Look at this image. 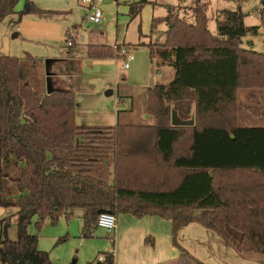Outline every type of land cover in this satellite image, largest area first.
Instances as JSON below:
<instances>
[{
    "label": "trees",
    "instance_id": "trees-1",
    "mask_svg": "<svg viewBox=\"0 0 264 264\" xmlns=\"http://www.w3.org/2000/svg\"><path fill=\"white\" fill-rule=\"evenodd\" d=\"M19 1L0 0V23ZM146 2L130 4V14L140 15ZM261 5L264 25V0ZM174 9L153 19V26L163 21L168 28L164 42L149 46L151 56L175 69L169 84L148 89L153 124L126 122L119 112L114 126L78 125L73 91L42 94L26 60L0 50V207L16 209L0 219L2 264H51L38 234L29 232L33 220L41 227L81 211L89 236L100 209L170 218L183 253L179 230L199 222L238 253L264 257V178L241 175L264 173V123L238 103L241 87H264V54L242 47L243 37L259 27L247 26L238 7L220 12L213 35L208 3L195 0L193 22ZM55 12L25 0L20 13ZM87 53L115 55L102 45ZM173 111L194 124L172 125ZM109 165L112 181L104 169ZM14 217L16 239L9 236ZM102 254L104 261L95 264H116L114 251Z\"/></svg>",
    "mask_w": 264,
    "mask_h": 264
},
{
    "label": "rangeland",
    "instance_id": "rangeland-1",
    "mask_svg": "<svg viewBox=\"0 0 264 264\" xmlns=\"http://www.w3.org/2000/svg\"><path fill=\"white\" fill-rule=\"evenodd\" d=\"M141 1L92 0L103 12L102 21L94 24L87 19L91 6L82 0H40V4L36 3L40 8L56 11L48 15L21 14L25 0H20L16 12L0 23V50L5 55L26 60L32 67L34 84L42 94L47 92V62L52 60L49 71L55 87L75 93L78 125L114 126L119 112L126 122L150 123L144 116L148 89L169 84L175 72L172 67L171 74L161 65L158 56H151L149 46L164 42L168 28L163 21L153 26V19H163L169 15V6H175L176 16L193 22L190 7L195 0H148L140 15L133 17L130 4ZM203 2L209 5V28L214 34H218L217 11L238 9L232 0ZM260 9L261 0L243 3V12L248 13L246 25L259 27L257 34L248 33L243 37V47L264 53ZM71 35L77 37L73 38V46L68 45ZM92 45L109 46L115 55L93 57L87 53ZM124 49L128 56L135 57L127 69L128 56L121 54ZM109 91L113 93L107 94ZM104 169L108 168L105 166ZM15 210L8 208L7 215ZM29 232L38 234V247L49 252L51 264H95L103 252L114 251V234L109 235L98 227L94 234L83 235L81 211L71 218L62 216L57 223L46 219L41 227L34 219ZM9 236L12 239L17 237L14 218Z\"/></svg>",
    "mask_w": 264,
    "mask_h": 264
},
{
    "label": "crops",
    "instance_id": "crops-1",
    "mask_svg": "<svg viewBox=\"0 0 264 264\" xmlns=\"http://www.w3.org/2000/svg\"><path fill=\"white\" fill-rule=\"evenodd\" d=\"M32 1L41 3L40 0ZM232 1H235L236 8L240 7L243 11V3L248 0ZM223 10L230 9L218 10L215 20ZM245 15L248 13L245 12ZM247 18L248 16H245V24ZM211 33L217 35L212 31ZM243 44L244 41L242 47ZM247 49L254 50L253 48ZM163 67L173 74L171 66L164 65ZM238 103L248 110L256 120L264 123V87L258 85L241 87L238 90ZM144 116L150 124L155 123V118L153 120V116L148 112ZM113 169L114 166L109 165V181L113 179ZM241 175L242 177L251 175L264 178V173L261 171H242ZM7 214L8 208L0 207V219ZM113 234L116 264H196L190 256L204 264H261L260 259L263 258L258 254L245 256L238 253L216 231L199 222H191L179 230L178 244L187 251V253H183L173 242L172 220L159 215L146 214L138 217L128 212L119 213Z\"/></svg>",
    "mask_w": 264,
    "mask_h": 264
},
{
    "label": "built area",
    "instance_id": "built-area-1",
    "mask_svg": "<svg viewBox=\"0 0 264 264\" xmlns=\"http://www.w3.org/2000/svg\"><path fill=\"white\" fill-rule=\"evenodd\" d=\"M84 3H87L91 6V9L88 10V15L87 19L91 23L94 24H99L102 21L103 18V12L100 10L98 7L95 6V4L92 2V0H82ZM76 35L72 36L71 39L68 41L69 46L74 45L73 38L75 39ZM77 38V37H76ZM126 49L123 50L121 54L128 56L127 55ZM135 59L134 55H129L128 59L125 63V68H130V63ZM117 226V215L114 213H102L98 217V227L101 229H104L109 235L113 234L115 228ZM99 261L102 262L104 261V255H102L99 258Z\"/></svg>",
    "mask_w": 264,
    "mask_h": 264
},
{
    "label": "water",
    "instance_id": "water-1",
    "mask_svg": "<svg viewBox=\"0 0 264 264\" xmlns=\"http://www.w3.org/2000/svg\"><path fill=\"white\" fill-rule=\"evenodd\" d=\"M52 60H48L47 62V72H48V79H47V93L52 94L56 90H58L55 85L54 81L51 78V73H50V67L52 65ZM112 91L107 92V94H112ZM195 122L194 118H191L190 120H181L178 116L177 111H173L172 113V125L174 126H184V125H193ZM113 213L112 210H107V209H100L98 211L99 215L102 213Z\"/></svg>",
    "mask_w": 264,
    "mask_h": 264
}]
</instances>
